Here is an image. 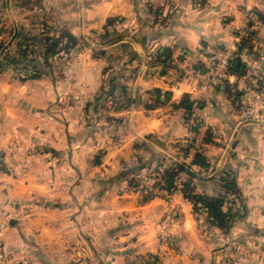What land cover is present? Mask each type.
<instances>
[{"label": "crops", "instance_id": "1", "mask_svg": "<svg viewBox=\"0 0 264 264\" xmlns=\"http://www.w3.org/2000/svg\"><path fill=\"white\" fill-rule=\"evenodd\" d=\"M79 1H87L86 9L100 21L118 16L149 24L134 29L131 41L109 47L111 56H123L122 47L130 53L124 74L108 80L103 65L100 77L95 75L92 94L111 105L100 113L101 134L93 140L78 139L89 124L70 117L58 121L65 129L47 135L37 124L24 127L22 114L37 115L39 107L19 91L12 95L14 107L0 103V239L7 264H143L149 253L154 259L148 264H264V0ZM245 26L254 29L246 32ZM252 37L253 69L252 62L238 59L243 74L229 71L225 81L210 86L189 73L209 64L210 47L230 51L231 62L242 58ZM164 47L172 54L167 69L154 57ZM155 88L170 95L151 106L148 91ZM186 93L202 121L197 147L205 145L211 163L196 178V191L218 195L223 170L234 173L240 189L244 215L227 232L197 214L181 190L173 194L178 203L165 204L155 203L157 197L139 201V192L128 185L133 164L143 161L133 152L136 143L188 138L187 114L175 106ZM208 132L211 139L204 144ZM80 148L82 159L76 161ZM196 151L186 158L181 150L159 157L167 164L177 158L192 162ZM162 214L160 240L154 228Z\"/></svg>", "mask_w": 264, "mask_h": 264}, {"label": "rangeland", "instance_id": "2", "mask_svg": "<svg viewBox=\"0 0 264 264\" xmlns=\"http://www.w3.org/2000/svg\"><path fill=\"white\" fill-rule=\"evenodd\" d=\"M79 2V0H0V28L2 29L0 45L1 43L3 44V48H0V59L6 54L7 56L14 55L15 51H19L22 47V49H27L30 52L27 59L38 58L40 63H42L39 65L40 68L47 73L40 77L30 78L24 74V70L20 72L16 64L0 67V103L3 105L7 103V106L14 107L16 104L11 101L12 95L19 91L23 97L31 98L35 103L33 104L39 107V114L37 115L22 114L24 127L37 124L39 130L41 129L40 132L47 135V132L50 134L51 129H57V131L65 129L62 125L60 126L58 121L61 119V121L64 120L63 122H65L70 117L71 120L75 119L74 121L77 122L83 120V122L89 124L87 126L88 129L83 128L78 135L75 133L77 138L93 140L95 135L101 134L96 129L99 125L100 113L108 110L111 105V100H97L95 98L96 95L92 94L95 88L93 80L96 77H100V68L103 65H107L103 74L108 80L112 77L121 76L126 72L124 71L126 70L125 60L129 59L130 56V53H126L127 48L122 47L123 56L121 54H112L111 56L107 54L110 52L109 47L124 40L131 41L133 38L132 31L142 27V22L148 25L149 21L140 19L141 21L133 22L126 18L121 19L118 16L100 21L97 19L94 10L86 9L90 7L86 6L87 1L85 4ZM244 28L246 32H251L254 29L250 26H245ZM68 32L73 35V39L68 37ZM46 34L53 38L59 37L61 44L56 48L58 52L51 54L47 62H44L41 59V54L45 48L43 47L44 45L38 44V41ZM25 36L36 37L37 41L35 43L22 42L19 45L18 42ZM137 38L141 40L142 35L139 34ZM139 42L142 44L141 41ZM245 47L247 51L239 59L245 60L246 63L252 62L250 68L253 69V61L257 52L254 37L246 43ZM34 62L31 60L27 63L33 68ZM21 67L23 68V66ZM80 79H88V82L81 83ZM106 87L108 86L106 85ZM122 87L120 86L121 90ZM4 94L9 96L4 98ZM91 94L93 97L87 98ZM75 95H82L83 98L80 100L76 99ZM149 104L155 106L158 105V102L153 98L151 102L149 101ZM31 107L29 104H24V108ZM63 108L66 109L68 115L63 114ZM168 112L170 113V110ZM166 119L170 124L174 125L175 119L172 116L167 115ZM190 123L192 125L196 124L194 118L190 120ZM191 124H189V128ZM201 135H203V132L198 133L197 136L191 132L188 138L182 141L184 145H190L188 155H191L194 149L197 150L201 147H197L200 143L198 136ZM39 136L43 138L41 133H39ZM107 136L104 138L109 140L110 135ZM173 138L165 137L166 141L163 145H159L157 140L153 139L140 140L142 143H136L133 152L143 155V158H141L143 161L141 164L138 162L133 164L132 172H134V175L132 177L135 176L137 180L134 179V181L137 183L128 185L134 191L139 192V201L148 202L157 197L156 201L158 202L155 203H178L175 202L173 194L177 190H181V183L187 179V175L185 173L179 175L177 188L173 190H169L164 184L159 183L155 176L156 166L158 163L164 162L163 159H166V157H159V154L164 153L169 158L170 156L173 157L174 153L179 152V150L183 154L180 146L182 142ZM143 141H147L146 143L149 146L144 145ZM155 148L159 151L155 150ZM83 151V148H80L76 151V154L74 153L76 161L82 159ZM152 156H155V158L150 162ZM180 160L183 159L177 158L174 161ZM101 198L105 199L106 195ZM118 214H122L121 210H117ZM150 214L156 215L157 213L153 210ZM163 214L160 220L158 219V227L154 228V232H156L154 235L160 240H162L164 235L161 230L164 222L162 221ZM120 215L117 216L118 219L121 217ZM133 257L134 260L141 261L137 255ZM153 259L154 255L149 253L143 264H148Z\"/></svg>", "mask_w": 264, "mask_h": 264}, {"label": "trees", "instance_id": "3", "mask_svg": "<svg viewBox=\"0 0 264 264\" xmlns=\"http://www.w3.org/2000/svg\"><path fill=\"white\" fill-rule=\"evenodd\" d=\"M2 29L0 28V33ZM68 37L70 39L74 38L71 33L68 32ZM37 41L36 37L25 36L21 39L18 44L21 45L24 43H35ZM38 44H42L45 48L43 53L41 54V59L44 62H47L48 57L51 54H55L58 52L56 49L60 43V38H53L49 35H44L42 39L38 41ZM0 48H3V44L1 43ZM27 49H19V51H15V54L12 56H4L0 59V67H4L5 65L16 64L17 69L23 71L24 74L28 75L30 78L40 77L44 74H47L46 71L40 68V61L38 58L27 59L28 54ZM17 54V55H16ZM155 60L160 61L164 65V69H167L172 66V54L171 49L168 47H164L158 50L155 54ZM239 58H235L229 67V71L232 74L240 75L244 73V65L243 63H238ZM35 61L32 65H29L27 62ZM25 61V62H24ZM24 63V65H22ZM23 66V68L21 67ZM21 67V68H20ZM226 79H223L225 81ZM151 99L157 100L158 104H163L165 101L162 99L163 96L166 99H169V93L163 92L159 88L152 89L148 91ZM155 95V97H153ZM177 108H182L185 110L187 116V121L190 123V120L194 118L196 124L190 125L191 132L197 136L199 133V127L202 124V121L198 116L194 115L195 113V102L192 100L191 95L186 93L179 103L175 104ZM200 106V103L197 105ZM211 133L208 132L206 138L204 139V144L210 141ZM205 145L202 144L199 147L194 155L192 162H187L186 160L174 161L172 163H158L155 168L156 171V179L159 180V183L165 185L169 190H173L177 188V180L180 174L185 173L187 175V179L184 180L181 185V191L185 198H187L194 206V210L199 215H204L206 219L212 222L214 225L224 230L225 232L229 231L232 223L242 217L244 215L243 203L241 200L240 189L238 187V183L236 180V176L232 171L226 170L221 171L220 173V184H221V192L218 195H209L206 193H199L196 191V183L195 180L200 177L201 173L205 170H208L211 166L210 161L205 153ZM181 149L184 154V158H186L189 154L190 145H181ZM199 167V170H195V167ZM135 176L128 180L130 185L136 184L134 181ZM137 180V179H136ZM154 197V196H153ZM151 197V198H153ZM149 198V199H151ZM233 198V200H232ZM235 198V199H234ZM238 206L241 204L240 207Z\"/></svg>", "mask_w": 264, "mask_h": 264}, {"label": "built area", "instance_id": "4", "mask_svg": "<svg viewBox=\"0 0 264 264\" xmlns=\"http://www.w3.org/2000/svg\"><path fill=\"white\" fill-rule=\"evenodd\" d=\"M209 64L205 67L196 66L189 69V73L202 80L205 85H214L229 76L232 53L223 48H208ZM9 254L4 242L0 239V264H7Z\"/></svg>", "mask_w": 264, "mask_h": 264}]
</instances>
